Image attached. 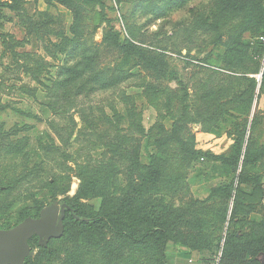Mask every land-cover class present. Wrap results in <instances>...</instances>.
I'll list each match as a JSON object with an SVG mask.
<instances>
[{
    "label": "rangeland",
    "instance_id": "1",
    "mask_svg": "<svg viewBox=\"0 0 264 264\" xmlns=\"http://www.w3.org/2000/svg\"><path fill=\"white\" fill-rule=\"evenodd\" d=\"M213 2L106 0L105 14L121 41L163 54L169 72L158 80L145 60L111 46L98 54L96 70L109 77L123 65L128 75L101 89L98 81L88 80L86 69L81 76L66 71L75 67L85 44L102 40L106 24L99 21V6L82 3L71 9L49 0H21L14 7V0H0V133L10 135L15 150H0V171L5 165L20 167L24 154L29 167L42 168L44 173L36 176L51 179L72 169L67 193L72 197L82 184V168L93 169L86 177L95 180L97 189L83 202L89 213H98L118 207L135 184L147 179L155 159L160 180L135 203L150 215L178 214L195 200L199 228L194 229L209 231L207 236L214 239L223 230L226 234L229 225L249 233L252 221L264 222V162L248 169L240 162L233 170L216 159L230 155L243 127L245 149H264V51L256 49L258 38L264 43V34L241 32V42L250 47L243 53L230 52L234 63L229 65L224 42L240 32L244 15L232 8L226 12L220 43L218 31L208 25ZM75 20L88 26L77 46L81 51L70 52L73 43H66L57 52L52 43L59 44L64 35L74 38ZM252 79L256 88L251 94ZM83 84L92 88L89 94L70 96ZM181 87L186 88L178 90ZM241 174L246 177L238 185ZM233 180L240 187L238 194L234 191L230 199L212 195L213 188ZM38 190L32 189L44 207L65 202L66 195L52 201L47 191ZM26 194L22 189L4 197L1 224L13 227L23 213L37 214L32 199H24ZM55 247L57 255L47 258L31 246L30 264H74L65 252L77 251L74 237ZM90 249L85 244L74 255L77 264L156 263L148 246L125 245L120 252L94 256ZM167 250L170 264H214L221 256L214 245L195 250L171 242Z\"/></svg>",
    "mask_w": 264,
    "mask_h": 264
},
{
    "label": "trees",
    "instance_id": "2",
    "mask_svg": "<svg viewBox=\"0 0 264 264\" xmlns=\"http://www.w3.org/2000/svg\"><path fill=\"white\" fill-rule=\"evenodd\" d=\"M14 7H18L21 0H14ZM120 2L121 0H117ZM123 1V0H122ZM213 11L209 13L213 20H210V28L218 31L215 36L220 39L222 43V33L227 27L225 20H222L227 11L232 8L234 11H240L243 14V20L240 23L242 29L236 35L224 42L227 47L225 54L226 59L229 61V65H233L234 56L230 55V52L243 53L245 48L250 47V44L244 45L241 42V32H248L261 36L264 34V0H213ZM50 4L56 2L62 5H66L71 9H77L78 4H92L101 8L100 23L106 24L104 36L100 42L92 41L89 45L85 44L81 58L76 62L77 64L73 68H66L68 72L74 71L78 76L84 73L85 69L89 72V81H98L99 86L111 87L116 83L124 80L128 73L123 70V65L112 76L105 75V71H98L97 56L103 48L115 47L124 50L129 55H137L138 59L145 60V66L152 68L155 71V77L158 80H162L167 77L169 72V64L163 54L157 52H149L148 50L134 44L130 40L124 42L121 41L118 32L112 22L107 19L105 10L107 8L106 0H49ZM78 13V12H77ZM77 19V18H76ZM204 22V20L202 21ZM198 26V24H197ZM238 27H236L237 29ZM238 28V29H239ZM88 26L81 21L75 20L74 25L71 28V33L74 38L61 36L63 39L59 44L52 43L57 52H62L65 49L66 43H73V47L70 52H75L78 48L80 40L86 37V30ZM257 36V37H258ZM259 42L256 43V49L262 53L264 51V43L258 38ZM68 48V45H67ZM81 51V47L78 48ZM232 56V57H231ZM231 57V58H230ZM76 70V71H75ZM264 78V77H263ZM252 87L249 92L251 94L256 88V82L251 80ZM88 83V82H86ZM182 85V84H180ZM264 84L262 85V87ZM79 87V86H78ZM186 87H181L178 90H183ZM100 89V88H99ZM158 89V88H157ZM156 89V90H157ZM92 91V88H87L84 84L79 88H75L70 96H80L82 93ZM187 92L185 93V95ZM69 96V95H68ZM132 108V107H131ZM247 129L246 127L240 128L235 136V141L232 146V150L229 156H218L222 164L227 169H236L240 162H243L244 168L248 169L249 166L259 162H264V149L251 150L249 147L245 149ZM9 134L0 133V150L6 149V153H13L14 144L10 140ZM16 154V153H15ZM18 154V153H17ZM28 155H23V160L20 167H11L5 165L0 171V211L3 204L6 203L5 196H10L15 192H19L22 189L26 191L24 197L25 200L32 199L33 204L37 207V214L31 215L30 213H23L20 220L16 224L20 223L27 217H38L40 211L44 208L45 204L39 201L36 194L32 191L33 188H39L38 191H47V198L55 200L60 195H66L64 197V203H67L71 210L66 211L64 219L65 233L60 238H52L49 240L47 246L40 244L39 237L34 236L30 240V245L38 247L47 258L56 256L59 249L55 247V243L63 242L70 236L75 238L76 252H70L65 248V252L70 255V258L77 264V258L75 254L84 249V245H90V254L94 256L96 253L104 251L106 255H111L116 252L122 251V247L127 246H148L151 251L154 252L155 264H170L167 256V248L172 243H184L191 249H210L214 245L221 250V256L214 264H264V222H251V232L247 230L242 231L238 228H233L229 225L228 231L224 234V230L215 239L207 236L209 231H203L199 228L197 223L198 214L193 210L198 202L195 200L190 203L188 208L178 214H169V216L161 215L157 218L146 212V207H139L135 203L139 201V197L144 193L149 192L159 182L161 173L155 166V159H152L149 165L150 171L148 172L147 179L142 184L138 183L133 186V191L128 194L121 201L120 205L116 208H109L107 210L98 213H89L83 202L84 199L92 195V192L96 190L95 180L88 179L93 171L82 168L80 176L82 177V184L77 193L70 197L67 193L70 189L72 175L71 170L55 173L51 176H36L43 174L40 171L42 168L39 165L28 166L26 159ZM18 168L20 170H18ZM246 174H241L238 178V185L244 182ZM239 186H235V181H231L228 184L213 188V194L222 198H231L234 191L238 194ZM23 199V196H19ZM50 204V202H49ZM10 205V204H9ZM179 210V209H177ZM7 223H0V229H9L10 225ZM254 230H258L259 233H255ZM110 234V239L106 238V235ZM214 239V240H213ZM76 259V260H75ZM31 256L25 259L23 264H30Z\"/></svg>",
    "mask_w": 264,
    "mask_h": 264
},
{
    "label": "water",
    "instance_id": "3",
    "mask_svg": "<svg viewBox=\"0 0 264 264\" xmlns=\"http://www.w3.org/2000/svg\"><path fill=\"white\" fill-rule=\"evenodd\" d=\"M67 203H52L40 211L38 217H27L9 229H0V264H23L31 255L30 240L39 237L40 244L47 246L52 238L65 233Z\"/></svg>",
    "mask_w": 264,
    "mask_h": 264
},
{
    "label": "built area",
    "instance_id": "4",
    "mask_svg": "<svg viewBox=\"0 0 264 264\" xmlns=\"http://www.w3.org/2000/svg\"><path fill=\"white\" fill-rule=\"evenodd\" d=\"M263 39H264V37H263Z\"/></svg>",
    "mask_w": 264,
    "mask_h": 264
}]
</instances>
